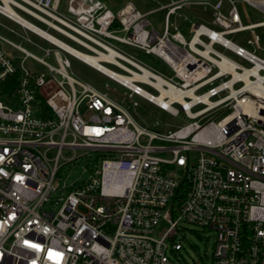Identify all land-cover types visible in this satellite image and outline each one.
I'll list each match as a JSON object with an SVG mask.
<instances>
[{"label":"built area","instance_id":"obj_1","mask_svg":"<svg viewBox=\"0 0 264 264\" xmlns=\"http://www.w3.org/2000/svg\"><path fill=\"white\" fill-rule=\"evenodd\" d=\"M6 4L87 53L111 48L115 62L100 65L130 78L102 73L46 40L53 47L41 51L53 66L0 36L50 74L16 67L0 47V264H187L177 257L185 225L213 233L204 264H264V58L246 48L261 49L255 29L264 27V0L171 1L160 8L161 33L130 4L113 13L101 0H68L66 17L58 0ZM4 5L0 15L34 33ZM181 9L201 11L207 23H192L188 40L169 20ZM243 32L244 43L227 38ZM107 39L155 55L171 76ZM61 50L124 88L128 106L136 96L188 122L164 131L139 126L122 101L69 74ZM77 159L84 177L62 180Z\"/></svg>","mask_w":264,"mask_h":264},{"label":"rangeland","instance_id":"obj_2","mask_svg":"<svg viewBox=\"0 0 264 264\" xmlns=\"http://www.w3.org/2000/svg\"><path fill=\"white\" fill-rule=\"evenodd\" d=\"M105 3V6H107L113 13H116L120 8L123 7L125 4H130L131 6H134L138 12L145 15V18L147 21H150L151 24L157 29L158 32H162L164 27V16L166 13V8L160 9L163 6H166L171 1L176 0H101ZM238 1V0H235ZM15 13L29 23H32L36 27H38L40 30L46 31L49 35H52L55 38L60 39L65 44H67L72 49L85 53H87L85 50L80 48L78 45L71 43L67 39L63 38L59 34L54 33L52 30H49L46 28L45 25L38 23L36 20L32 19L28 15H24L21 11L18 9L13 8ZM204 18L203 13L201 11H187L185 9H181L177 12H175L173 15L170 16L169 20L172 26L177 27L178 33L184 36L186 40L189 39L188 30L190 29V26L194 22H203L207 25V23L202 19ZM260 16H251V22L255 23V21L262 20ZM170 27V32L174 33V30ZM210 26L213 29H216L215 26ZM255 33L259 36V46L261 49H256L255 51L251 47H246L251 52H255L257 56L264 58V27L256 28ZM24 35L25 37H28L31 42H26L20 37L17 36ZM119 36H122V32H118ZM0 36L4 39H7L11 43L20 46L22 49H24L26 52H30L31 54H34L38 58H42L45 62L56 66L55 61L53 59V56H45L41 49L44 48H51L52 47L45 42L43 39H39L36 37L35 34H33L30 31H26L23 28H21L19 25L10 22L6 18H4L2 15H0ZM249 33L243 32L236 35H229L227 38L231 39L233 42H237L239 44L244 43L249 38ZM109 42L112 46L123 52L124 54L131 56L133 59L139 61L142 65L153 68L156 70V72L163 74L164 76H171V70L168 66L164 65L163 62H161L160 59H158L155 55L152 54H145L144 51H141L137 48H133L130 46H126L123 44L115 43L111 40H106ZM38 46V47H37ZM0 47L3 50L4 54L7 55L11 61H13L14 65L16 67H20L21 63L24 69L27 71H30L34 76H41L44 75L45 79L49 78L50 74L48 73V70L31 59L30 57L24 58V54L20 53L17 49H15L13 46L6 44L5 42L0 40ZM215 49H218L220 52H222L225 56L227 55L234 61L244 64L245 66H249L248 63L243 62L242 60H239L236 58L232 53L229 51H224L223 49L219 48L218 46H215ZM61 54V57L66 58L70 65L69 74L75 76L80 81L92 85L97 91L101 92L102 94H106L109 98H112L113 100L120 102H123L124 106H128L126 101V90L119 87L115 82L110 81L105 76L101 75L100 73L94 71L92 68H88L86 65H84L81 61H79L76 58H72L71 56L67 55L66 53L59 51ZM106 68L110 69L111 71L115 73H122L121 70L116 69L115 67L104 63ZM59 77V76H58ZM57 77V78H58ZM142 88L149 92L153 93V90L147 88L144 85H141ZM136 100L137 105L136 107L128 106L127 110L130 113V116L132 120L137 123L141 127H146L149 131H156V130H165V129H171L175 130L179 127H182V125L186 124L188 122L187 119L184 117H174L168 113H165L163 111H160L152 104L150 105L143 99L136 97L134 98ZM56 153V150H51L49 153H47L48 158H52ZM80 150L75 151V157L80 154ZM64 156L71 157L73 156V152L69 151L63 152ZM71 169L67 170V167H64L61 171L62 180H65L66 182H71L75 180L77 177L82 178L84 175H80V172L82 170V160L77 159L75 166L71 165L69 166ZM67 175L68 178H67ZM184 239L181 240L182 244V250L177 255L180 262H184L187 264H204L207 262V259L209 260L210 252H211V243L213 241V233L203 231L202 229H199L197 227L185 225V230H182L180 232Z\"/></svg>","mask_w":264,"mask_h":264},{"label":"bare ground","instance_id":"obj_3","mask_svg":"<svg viewBox=\"0 0 264 264\" xmlns=\"http://www.w3.org/2000/svg\"><path fill=\"white\" fill-rule=\"evenodd\" d=\"M6 1L7 0H4L5 2V5L4 7L2 8L3 9V12L12 16L13 18H15L16 20H18L21 24H24L26 27H29L30 29H32L34 31V33H37V35H39L41 38H45V40L49 41V42H52L53 44L55 45H59L63 50L67 51L68 53H71V54H74L77 58H79L80 60H83L88 66H92V67H96V68H100L102 73H105L107 75H110L112 77H115V78H121V79H124L126 81H129V78L128 76H124V75H121L120 73L117 74L111 70H109L108 68L106 67H102L100 65L99 62L101 61H108V62H112L114 63L115 60H114V56L116 55V52H114L111 48L108 47L109 49V53H106V52H100L94 48H92L96 54H85V53H81L77 50H75L74 48L72 49L71 47L67 46L66 44H64L63 42H61L60 40L58 39H55L53 38L51 35H49L47 32L45 31H41L40 29H38L37 27H35L34 25L32 24H29V23H26L23 19H21L20 17L17 16V13L14 12L13 9H10V7L6 4ZM130 7V6H129ZM130 10V8H127L126 10V13ZM197 39V37H195L193 39V41H195ZM107 47V46H106ZM208 51V47L206 49ZM207 51L205 52H201L204 56L207 57ZM208 58V57H207ZM211 58V57H210ZM215 63H226V62H232L231 60H228L227 58L225 57H222V62H219V61H216L215 59L211 58ZM258 86H259V92L260 94L264 97V88L261 87L260 83L264 80V78L262 77H258Z\"/></svg>","mask_w":264,"mask_h":264},{"label":"crops","instance_id":"obj_4","mask_svg":"<svg viewBox=\"0 0 264 264\" xmlns=\"http://www.w3.org/2000/svg\"><path fill=\"white\" fill-rule=\"evenodd\" d=\"M67 1L68 0H58V5H57V8H58V13L62 16V17H66L67 15H68V13H67ZM24 14V13H23ZM25 15V14H24ZM5 18V17H4ZM8 20V19H7ZM11 22V21H10ZM13 22V21H12ZM14 23V22H13ZM29 23V22H28ZM16 24V23H15ZM29 24H32V23H29ZM18 25V24H17ZM33 25V24H32ZM35 26V25H34ZM36 27V26H35ZM38 28V27H37ZM47 28V27H46ZM39 29V28H38ZM49 29V28H48ZM49 30H52V29H49ZM42 31V30H41ZM44 31V30H43ZM54 33H56V34H59L60 36H62L60 33H58V32H55L54 30H52ZM46 32V31H45ZM33 33V32H32ZM34 34V33H33ZM17 36L19 37L20 35L19 34H17ZM24 36V35H23ZM52 36V35H51ZM36 37L37 38H39V39H43L45 42H47L46 40H45V38H41L40 36H38V35H36ZM53 37V36H52ZM63 38H65L64 36H62ZM53 38H55V37H53ZM55 39H58V38H55ZM65 39H67L68 41H70L71 43H74V44H76L74 41L72 42L71 40H69L68 38H65ZM58 40H60V39H58ZM61 41V40H60ZM61 42H63V41H61ZM48 43V42H47ZM64 43V42H63ZM50 46H51V44L50 43H48ZM65 44V43H64ZM67 45V44H66ZM76 45H78V44H76ZM68 46V45H67ZM79 46V45H78ZM51 47H53V46H51ZM80 47V46H79ZM80 48H82V47H80ZM62 52H63V50H61ZM65 53V52H64ZM67 54V53H66ZM67 55H69V54H67ZM70 56V55H69ZM72 57V56H71ZM74 57V56H73ZM72 57V58H73ZM74 58H76V57H74ZM77 59V58H76ZM80 61V60H79ZM88 68H90V67H88ZM93 69V68H92ZM94 70V69H93ZM95 71V70H94ZM97 72V71H96Z\"/></svg>","mask_w":264,"mask_h":264},{"label":"trees","instance_id":"obj_5","mask_svg":"<svg viewBox=\"0 0 264 264\" xmlns=\"http://www.w3.org/2000/svg\"><path fill=\"white\" fill-rule=\"evenodd\" d=\"M117 25H118L117 23H116V24H114L113 28L117 27Z\"/></svg>","mask_w":264,"mask_h":264},{"label":"water","instance_id":"obj_6","mask_svg":"<svg viewBox=\"0 0 264 264\" xmlns=\"http://www.w3.org/2000/svg\"><path fill=\"white\" fill-rule=\"evenodd\" d=\"M32 30V29H31Z\"/></svg>","mask_w":264,"mask_h":264}]
</instances>
